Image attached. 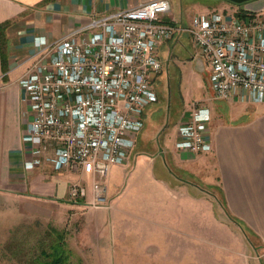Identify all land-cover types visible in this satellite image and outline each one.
<instances>
[{"label": "crops", "instance_id": "1", "mask_svg": "<svg viewBox=\"0 0 264 264\" xmlns=\"http://www.w3.org/2000/svg\"><path fill=\"white\" fill-rule=\"evenodd\" d=\"M147 1L0 0V257L3 259L10 255L21 256L15 264H47L54 252L64 260L71 257V253L80 259L86 255L96 257L86 254L85 243L103 240L105 246L108 239L122 242L118 245L119 253L126 257L128 246L125 241L131 239V235L125 234L130 230L129 225L146 226L148 231L149 223L175 226L176 232L165 233L162 228L154 233L155 237L148 232L137 234L138 240H162L165 244L163 251L169 253L180 251L181 240L212 241L213 207L212 201L206 197L201 200L204 187L219 194L220 203L215 207L223 215L221 220L228 221L238 232L256 240L252 264H264V104L210 100L205 80L208 97L204 95L201 99L205 103L201 107L206 110L204 121L210 122L211 150L192 153L176 147L179 132L175 121L187 116L189 111L181 113L163 130V119L159 122L154 117L156 106L144 108L141 129L134 136L129 163L124 165L129 170L122 175L125 185L116 184L109 193L107 184L110 205L104 214L110 217L108 225L110 223L113 228L110 233L101 228L107 225L103 219L78 221L81 229L88 232L93 227L95 230L93 235L80 234L79 239L66 238L61 233L27 238L13 231L15 227L37 222L50 224L55 221L58 227H62L67 211L79 215L87 208V203L68 199L69 186L80 181L78 174L54 171L45 164L36 170L24 166L23 136L29 119L23 115L25 93L20 81L38 60L35 53L43 42L60 38L62 30L72 32L92 17L123 11ZM167 1L170 12L171 5L178 6L182 2ZM243 9L252 14H264V11L258 13L252 8ZM163 45L168 44L164 42L160 48ZM161 76L162 73L160 80ZM156 94L159 98V92ZM52 158L53 152L48 150L42 160ZM146 183L150 185L149 190L141 187ZM182 193L187 194L184 199ZM144 196L148 199L142 200ZM171 197L175 199L171 200ZM51 204L56 209L49 216L51 211L45 206ZM150 216L158 220L150 221ZM197 225H203L199 236L192 233ZM21 240L26 243H17ZM37 246L40 247L38 251L35 250ZM105 253L99 256H111L108 248ZM168 255L178 258L181 253ZM107 264H111L110 259Z\"/></svg>", "mask_w": 264, "mask_h": 264}, {"label": "built area", "instance_id": "2", "mask_svg": "<svg viewBox=\"0 0 264 264\" xmlns=\"http://www.w3.org/2000/svg\"><path fill=\"white\" fill-rule=\"evenodd\" d=\"M167 0H149L123 11L92 17L72 32L43 42L38 60L22 77L24 166L41 165L91 182L92 203L106 193L110 167L127 162L142 110L157 101L152 82L162 72L160 45L187 33L210 72L214 99L264 104V14L194 16L187 28L163 22ZM39 42V41H38ZM206 110L193 108L178 120L176 147L211 150ZM52 159L42 160L48 151ZM88 195L73 183L70 200ZM55 212V205L45 206Z\"/></svg>", "mask_w": 264, "mask_h": 264}, {"label": "rangeland", "instance_id": "3", "mask_svg": "<svg viewBox=\"0 0 264 264\" xmlns=\"http://www.w3.org/2000/svg\"><path fill=\"white\" fill-rule=\"evenodd\" d=\"M219 2L220 1L218 0H182V2L178 6L171 5V12H169L165 16L163 22L187 28L194 16L210 15L213 13L231 14L234 12L235 9L232 5L225 2H220V5ZM244 6L247 8L256 9L257 12L260 13L261 11H264V9H261L262 7H264V0L248 2ZM167 16H169V19H167ZM166 20L173 21L175 23L168 22ZM182 35L185 36L180 39ZM182 35L175 36L173 39L167 41L168 45H163L160 48L162 76L160 80L159 74L156 77L157 79L159 78L158 81L156 82L155 80L157 79L155 78V80L152 82L154 91L156 89L155 92H159V98H157V101L152 103L150 106H156L154 117H157L159 122L161 121V119H163L162 121L164 124L162 125H165V127L162 126L163 130L165 128H168V123L174 122L184 111L190 112L193 108H200L203 104H205L204 101H201V99H203L204 95L205 97H208L207 88L204 85L205 82L203 72H199L193 67V60L195 55H197V50L192 43L191 37L187 33H183ZM205 67L207 68L206 65ZM208 98L212 100L211 97ZM177 122L178 121H175V125L177 124ZM128 163L129 156L126 163L118 164V166L114 165V167L110 169L107 174L106 180L104 181L106 186V193L103 196V200L100 202L92 203L91 182L89 180L87 181L80 179L79 182L84 183V185L87 187L88 195L86 198L79 200V202H81L82 204L87 203V208L86 210H84L85 213H80L79 215H75L72 212L67 211V216L65 217L66 221L64 222V225L62 224V227H58V225L54 223L55 221H53L52 223L50 222V224L37 222L35 225H24V227L21 225L20 227H15L13 231L19 232V234H21L22 236L25 235L27 238H30L34 235L39 237L45 233H61L66 238L69 237L73 239H79V237L81 236L80 234L83 233V235H85L86 232L85 236H87L88 234L93 235L95 234V230L93 229V227L92 229L90 227L88 232L87 230L85 231L81 229V227H79L78 225V221L91 219L92 222H94L97 219H103L105 223H107V225H105V227L102 226L101 228H105L104 232L110 233L113 230L110 223L108 225V220H110V217L107 215V213L104 214V212L109 211L105 209H108L110 205V197L108 195L107 184H109V193L110 191H113L115 189L114 186L116 184H119V186L123 184L125 185L122 175L125 171L129 172L128 168L124 166ZM141 187L143 190H145L146 188L147 190H149L150 185L148 183L144 185L141 184ZM117 189L118 188H116V190ZM201 190H203L204 193H207L206 195L203 193V199L201 200H204V198L206 197L208 201H212V213L214 215V224L212 225V241L205 242L204 240H181L180 251L174 250V252L181 253V255L177 258L168 255H172L174 254V252L169 253V251H163L165 249V244L162 240L158 241L156 239H148L143 241L138 240L137 237V234L145 232H148V234L154 235L152 237H155L157 236L155 234H157L158 230H162V228L165 233L176 232L175 226H173L172 224H165L160 226L155 223H149L147 231L146 226H143V228L141 227V225H129L130 230L127 231L128 233H125L126 235H131V239L125 241L126 245L128 246V256H120L121 254L119 253L118 246L119 243H122L120 241H112V239H108V241L105 242L104 246L103 240H91V242L89 241L88 243L84 242L86 248L85 252L86 254L97 255L96 257L92 255H86L85 258L80 259L79 257L76 258V255L72 256L71 253V257H67L66 260L63 259V262L59 264H82V261L83 263L85 262V264H107V261L109 259L111 261V264H144V260L145 264H252L253 258L255 257L256 253L254 252V245L256 243V240L253 238H248L241 232H238L235 227L228 221L221 220L223 215L215 207L217 203H220V197L217 192H210L204 187H202ZM135 192H138V190ZM136 195L137 194L135 193L134 196ZM186 196L187 194L185 193L181 194L182 199H184ZM141 197H139V199H141ZM174 197H171L170 199L172 200ZM137 199L138 198H135L134 200ZM145 199L147 200L148 197L144 196V199L142 200ZM100 209L104 210L101 211ZM99 212L103 213L104 216ZM154 215L156 214L154 213ZM102 216L103 218H100ZM150 217L148 219L150 221L155 222L154 220H158L155 216H153L152 218ZM202 226L203 225H197L196 231L191 232L196 233V235L199 236L201 231H203ZM122 227L124 228L125 225H123ZM122 231L125 232L126 230L122 229ZM119 233L121 232L119 231ZM119 233H117V235ZM18 242L19 244L21 243V245L26 243L23 240L17 241V243ZM31 242L32 241H30L29 244ZM172 246L173 244L170 247L171 249ZM106 248H108V252L111 253V256H99V254L101 253L106 255ZM38 249H40L39 246H37L35 250L38 251ZM37 251H34V253L36 254ZM69 252H71V250H69ZM194 254L195 256H193ZM20 257L21 256L11 257V255L7 256L4 259L3 257H0V264H15L16 261H20ZM29 263L30 262H28V264Z\"/></svg>", "mask_w": 264, "mask_h": 264}, {"label": "water", "instance_id": "4", "mask_svg": "<svg viewBox=\"0 0 264 264\" xmlns=\"http://www.w3.org/2000/svg\"><path fill=\"white\" fill-rule=\"evenodd\" d=\"M225 1L231 2L236 5H240V4L247 3L253 0H225ZM261 9H264V7H262ZM193 67L199 72H203L204 80L210 92V97L214 98V92H213L212 84L210 82V72L206 69L205 65L202 63V61L199 58H196L193 60Z\"/></svg>", "mask_w": 264, "mask_h": 264}, {"label": "trees", "instance_id": "5", "mask_svg": "<svg viewBox=\"0 0 264 264\" xmlns=\"http://www.w3.org/2000/svg\"><path fill=\"white\" fill-rule=\"evenodd\" d=\"M219 1L228 3V4L232 5L234 8L236 7L237 9H235L234 12L231 13V15H233L235 17L242 18V17H244L246 15H254L251 12L249 13L248 11H245L243 9V7H244V5L246 3L240 4V5H236V4H233V3L225 1V0H219ZM253 1H255V0H253ZM250 2H252V1H250ZM63 259L64 258H61V256L57 255V253L54 252V255L47 259V264H59V263L63 262Z\"/></svg>", "mask_w": 264, "mask_h": 264}]
</instances>
